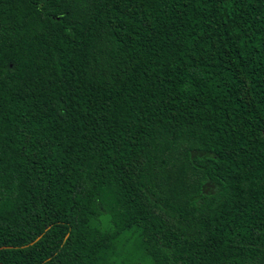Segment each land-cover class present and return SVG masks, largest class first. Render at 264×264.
<instances>
[{"label": "trees", "instance_id": "1", "mask_svg": "<svg viewBox=\"0 0 264 264\" xmlns=\"http://www.w3.org/2000/svg\"><path fill=\"white\" fill-rule=\"evenodd\" d=\"M0 264H264V0H0Z\"/></svg>", "mask_w": 264, "mask_h": 264}]
</instances>
